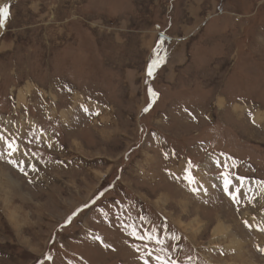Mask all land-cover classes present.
Here are the masks:
<instances>
[{"label": "rangeland", "instance_id": "1", "mask_svg": "<svg viewBox=\"0 0 264 264\" xmlns=\"http://www.w3.org/2000/svg\"><path fill=\"white\" fill-rule=\"evenodd\" d=\"M5 5L0 264H264V0Z\"/></svg>", "mask_w": 264, "mask_h": 264}, {"label": "snow or ice", "instance_id": "2", "mask_svg": "<svg viewBox=\"0 0 264 264\" xmlns=\"http://www.w3.org/2000/svg\"><path fill=\"white\" fill-rule=\"evenodd\" d=\"M0 13H2V15L6 18L8 15H9V8L7 5H5L3 8H0ZM157 62L156 61H153V64L149 66V69H148V75L149 76H152L153 75V68L155 66ZM153 95L155 96V93H153ZM145 111H147V109H145ZM0 140H4L5 141V144L7 146V155L9 157H12L9 162L12 163L14 166H17L19 167L20 171L21 172H24L25 169L24 167H21V165L24 163L23 160H18L17 158H15L14 154L18 151H20V146L19 144L13 142V141H9L7 140L4 136L0 135ZM5 153L3 151H0V157L4 156ZM23 155H27V153H23ZM219 163V162H218ZM36 168L35 166H33V171H35ZM26 174V173H25ZM231 173H225V190L227 191L229 189V187L233 184V180L231 179ZM191 178V177H190ZM191 179H194V178H191ZM236 179L239 181V183H243L244 180L246 179L245 177H236ZM236 192L239 193V187L236 188ZM233 199H236V196L233 195ZM85 207H87V205H85ZM76 215V213H73V216ZM72 220V217L70 216L68 218V223H70ZM245 223L247 224V221H245ZM249 227H251L249 225ZM261 230H264V229H261ZM141 239H147L149 241L151 240H155L156 243H162V241L159 239V237L153 235L152 233H146L144 236H141L140 237ZM260 251L264 252V248H261L259 249ZM157 259H162L160 257H158ZM173 264H175V262H173Z\"/></svg>", "mask_w": 264, "mask_h": 264}, {"label": "bare ground", "instance_id": "3", "mask_svg": "<svg viewBox=\"0 0 264 264\" xmlns=\"http://www.w3.org/2000/svg\"><path fill=\"white\" fill-rule=\"evenodd\" d=\"M1 174H2V173H1ZM9 176H10V175H9ZM3 177H4V176H3ZM10 177H11V176H10ZM10 191H11V190H10ZM139 213H140V212H139ZM220 225H221V224H220ZM220 225H219V226H220ZM227 232H228V231H227ZM240 253H241V252H240ZM242 255H243V254H242ZM241 257H242V256H241Z\"/></svg>", "mask_w": 264, "mask_h": 264}]
</instances>
